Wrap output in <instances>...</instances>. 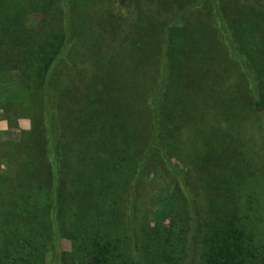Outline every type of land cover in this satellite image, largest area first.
<instances>
[{
  "label": "trees",
  "instance_id": "16d2710c",
  "mask_svg": "<svg viewBox=\"0 0 264 264\" xmlns=\"http://www.w3.org/2000/svg\"><path fill=\"white\" fill-rule=\"evenodd\" d=\"M259 1L235 0L227 6L244 13V19L230 18V24L221 13L222 0H199L190 5L165 31L163 49L176 47L171 56L179 54V59L168 63L153 59L148 40L151 25H143L139 19L128 32L132 63L109 59L105 67L91 74L77 68L74 42L88 41L85 16L89 18L92 0H0V45L17 67L11 74L38 94V100L26 107L33 114L32 137L43 129L44 141L58 159L54 174L49 170L48 155L45 158L38 149L33 154L26 140L15 149L13 155L17 156L10 159V164H15L10 189L5 177H0V215H12L15 205L20 217L0 240V264H38L40 255L50 243L55 247L58 237H67L71 251L60 253L55 264H264V221L257 211L255 193L239 176L222 174L223 165L213 164L207 176L201 222L196 220V205L186 203L181 191L170 195L166 206L154 205L141 220L136 219L132 205L146 162L165 160L170 150L183 155L180 128L186 120L185 111L194 105L192 86L204 96L218 95L219 104L213 105L233 107L234 121L239 123L250 107L255 115L264 114L263 84L256 81L264 78L258 58L260 52L264 54V44L251 43L255 34L264 31V3L260 6ZM75 3L80 5L77 11ZM120 7L109 5L118 22L131 18L130 10V15H119ZM190 13L198 20L192 28L187 26ZM205 19L211 25L216 19L222 39L215 33L217 44L207 45L213 49L210 61L199 54L203 50L199 41L208 36L201 28ZM221 63L223 93L212 77ZM172 65L177 70L167 73ZM190 65L202 77L199 84L184 81ZM73 70L80 74L78 78L72 75ZM64 71L70 74L63 76ZM58 76L61 81L56 80ZM77 80L84 93L79 108L72 99ZM212 113L224 122L232 121L227 110L215 108ZM209 130V140L220 145L217 130ZM68 131L83 143L86 152L91 151L90 145L97 151L110 145L111 155H128L118 175L115 169L98 170L97 160L90 155H86L87 161L79 159L78 167L70 165L64 136ZM32 140L29 142L34 144ZM196 142L189 143L187 149L192 162L207 154L199 153ZM90 159L94 171L89 169ZM131 167L139 173L128 192L121 184L127 181ZM248 167L250 173L255 170ZM92 180L112 185L94 191ZM186 187L189 190L187 182ZM41 221L54 225V241L40 235Z\"/></svg>",
  "mask_w": 264,
  "mask_h": 264
},
{
  "label": "rangeland",
  "instance_id": "374dc122",
  "mask_svg": "<svg viewBox=\"0 0 264 264\" xmlns=\"http://www.w3.org/2000/svg\"><path fill=\"white\" fill-rule=\"evenodd\" d=\"M222 1H224V8L221 13L227 17L229 24L231 22L230 18L244 19V17H242L244 13L240 10L227 8V6L231 5L235 0ZM198 2L199 0H92L90 4L91 9L88 12L89 18L87 15L85 16L86 22L84 30L86 31L88 41L85 40V42H82L76 40L74 42V51L76 49L75 63H77V68L86 69V71H90L91 74H95L97 68L102 69V67H105V61L109 59H121L122 64H131V48L127 46L131 38L128 32L131 30L132 25L139 19V22H143V25L147 24L146 22H149L151 25V31L148 32V40L152 47L151 55L153 59L156 58L160 61L162 58L163 61L167 63L179 59V54H175L173 58L170 53H174L176 47H173L175 50L163 49L166 43L165 31L168 27L173 26L180 14L185 12L190 5L197 4ZM263 3L264 0H260L257 4L263 6ZM110 4L112 7H115V4L121 6L117 10L119 15H130L131 11L132 14L134 13L135 15L131 14L130 20L126 16L127 18H122L124 21L118 22L114 17L115 14H113L109 8ZM79 6V4L75 3L73 9L77 11ZM262 11L264 12V10ZM257 14L261 15V13ZM262 15L264 17V13ZM35 17L39 19L40 15L36 13ZM87 20H89V22H87ZM197 21L196 16L190 13L187 26L190 28L195 27ZM207 21L208 20L205 21L206 25L202 24L203 27L201 28H203L208 36L204 35L200 39L199 46H202L203 50L199 51V54L205 61H210L212 59L213 49L207 45L216 43V34L219 40L222 39L218 31H216L219 28L216 19H214L212 25ZM142 27L149 29L148 25ZM212 27L214 29H212ZM126 35L128 36L125 37ZM211 39H215V42ZM251 41V43L256 45L264 44V31L255 34ZM4 48L3 45H0V177H5L6 183L10 189L12 186L11 181L13 180V176L11 175L14 172L15 165L12 166V164H10V159L13 156H17L13 155L14 151L15 149L18 150L19 146L25 140L31 152L34 150L32 152L33 154H36V150L38 149L40 155H44L45 158H47L48 155L49 160H47V163L49 164V170L54 171V174H57L56 164L58 163V159L56 157L57 155H54L50 150V145L45 143L43 129L32 137L33 114L26 107L31 101L38 100V94L35 93L31 87H26V83L19 80L18 76L11 74V70L17 67L14 66L12 59H8L9 54ZM258 55L261 61V68H264V54L262 55V52H260ZM7 62H10V66ZM194 68L193 65H190L187 70L190 76L184 71L187 75L184 81L199 84L202 81V77ZM176 70L177 67L172 65L171 68H168L167 73H173ZM261 72L264 73V70H261ZM64 73L66 72H63V76ZM209 73L211 74V72ZM69 74L70 73H66V75ZM212 74V77H214L216 81L215 85H219L220 92L223 93L224 89L221 88L223 82L220 78H222L223 75L225 76L224 65L221 63L217 69H214V73L212 72ZM72 75L75 76V78L80 76L76 70L72 71ZM205 78L208 80V77ZM61 79V76H58L56 80L61 81ZM262 80H264V78H260L256 81L258 84H263L262 89L264 90V81ZM73 84L75 85L74 82ZM79 88L80 86H78L77 80V84L73 87L72 99L73 97L75 98L78 103V108L80 101H82L84 97V93H82V90ZM192 92L194 93L192 99L194 105L185 111L186 120L180 128V139L182 143L180 148L183 155H180V152L177 153L174 150H170L169 155L165 156V160L154 161L152 163L150 161L146 162L147 166L139 175L138 191L134 195L132 201L134 209L137 210L136 219L140 218L141 220L143 216H147L148 213H151L154 205L166 206V200L169 196L176 191H181L186 195V203L190 204L193 202L196 205V220L201 222V220L205 218L204 213L206 210V201L202 190L204 185L208 182L207 176L211 173L213 164H217L223 165L222 170H220L222 174H228L229 177L232 175L239 176L244 186L248 184L251 186V191L255 193L253 198L256 201L257 211L264 221V114L258 113L255 115L250 107L245 118H242V122L239 123L238 120L234 121L235 113L232 110L234 109L233 107L231 109L226 106V104H223L224 108L219 109L213 105L219 104L218 95L211 96L208 95L209 93H206L207 95L204 96L195 85L192 86ZM215 108L220 111L227 110L231 112L232 121L224 122L220 118H217L212 113ZM73 124L78 125L81 123L73 122ZM211 128H215L217 130L216 133L220 135V145H215L209 140L211 132L209 129ZM64 136L67 141L65 151L69 154V163L76 167H78L77 162L79 159L84 158L86 160V155H90L91 159L97 160L98 170L110 171L115 169L117 171L115 174L118 175V169L121 170L122 163H124L126 157H128V155H111L113 148L110 145L100 151L95 150L90 145V152L92 153L86 152L83 143L79 142V139L77 140L75 134L72 135L68 131L64 133ZM31 138L34 139L32 140L34 144H31V141L29 142ZM193 140H197L196 146H200V154L204 151L207 152L204 158L196 162H192V160L187 157V155H189L187 154L189 143ZM47 146L49 147L50 155L46 151ZM243 151H245L244 155H240ZM83 152L85 155L81 154ZM91 159L90 163H88L89 169L91 168L94 171L95 167ZM87 160L89 159L87 158ZM248 165L254 167L255 170L250 173ZM78 169L80 170V168ZM138 173L139 170L134 171L132 167L129 168V177L125 183L121 184L122 188L130 192L133 188L132 181L136 179ZM186 182L190 185L189 190L186 187ZM111 185L112 184L107 181L102 183V185L96 183L95 180L91 182V187H93L94 191L102 186L108 188ZM190 189L192 194L190 193L188 195ZM11 210L12 215H0V240L6 236L5 234H9V229L12 227L11 223L16 220V217H20L19 208L13 205ZM41 222L44 225H39L40 235L43 236L45 240H53L54 225L43 221ZM1 228H5V230L1 231ZM54 240L55 247L50 243L45 253L40 255L38 264H55L60 253L71 251V244L67 237H58Z\"/></svg>",
  "mask_w": 264,
  "mask_h": 264
}]
</instances>
